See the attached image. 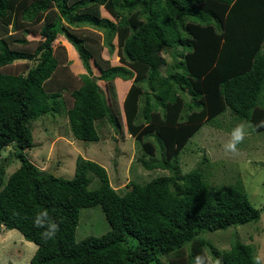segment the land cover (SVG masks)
<instances>
[{
	"label": "trees",
	"instance_id": "trees-1",
	"mask_svg": "<svg viewBox=\"0 0 264 264\" xmlns=\"http://www.w3.org/2000/svg\"><path fill=\"white\" fill-rule=\"evenodd\" d=\"M0 24L3 32L13 25L23 33L40 25L33 50L23 46L24 37H0V154L13 144L20 162L6 179L0 164V234L15 229L36 245L29 264H159V256L194 264L204 246L213 262L254 264L252 245L236 238L220 251L199 235L257 222L264 207L250 202L241 182L212 187L200 168L178 177L177 160L205 123L227 111L253 125L252 132H264V0H0ZM86 26L103 33L117 63L103 58V45ZM61 34L86 69L77 86L55 53ZM174 43L184 66L163 76V54ZM18 61L27 62L23 71H4ZM59 97L74 138L98 141L97 127L105 120L119 125L124 113L144 156L155 159L159 145L160 158L145 167L172 175L127 183L119 193L102 165L81 156L72 178L40 173L25 152L33 142L28 122L57 111L44 101ZM89 174L99 179L95 189ZM95 206L109 229L76 240L80 210ZM45 210L59 225L47 241L33 226Z\"/></svg>",
	"mask_w": 264,
	"mask_h": 264
},
{
	"label": "rangeland",
	"instance_id": "rangeland-1",
	"mask_svg": "<svg viewBox=\"0 0 264 264\" xmlns=\"http://www.w3.org/2000/svg\"><path fill=\"white\" fill-rule=\"evenodd\" d=\"M104 10V9H103ZM105 12H102L104 14ZM40 25L29 26L30 32L23 33L21 30L8 25L6 32L0 24V37H24L28 43L23 45L26 49L33 50L38 44ZM86 34L96 36L99 44H102L101 55L112 63H117L118 56L109 54L105 47L103 33L86 26ZM24 34V35H22ZM116 45V40L114 41ZM60 67L65 65L66 73L75 76L73 85H79L80 75L86 72L75 48L64 35L58 36L53 44ZM117 48L115 49L116 52ZM166 63L161 68L163 76L182 72L184 66L183 52L179 43H174L167 52H164ZM27 62H14L4 71L20 73L26 68ZM94 75L98 71L93 68ZM101 89L108 95L106 88L100 84ZM68 96V95H66ZM63 98V97H62ZM61 97L47 99L44 105L55 107L57 111H49L37 120H30L28 126L32 132V146L25 150L27 158L36 166L40 173H53L57 177L69 179L74 175L75 160L78 156L91 159L102 165L107 173L109 183L119 193L126 190L127 183L143 184L149 180L161 176L172 175L171 171L162 169H147L144 164L160 158V149L157 143L156 156L152 159L144 156L143 148L128 129L124 113L119 116V125L113 126L108 120L97 127L100 139L98 141H83L73 137ZM144 98L140 103V109L144 105ZM136 117L142 120V113ZM205 123L200 130L192 136L190 143L186 144L179 155L177 164L179 176L189 171L200 168L203 177L212 187L230 188L241 182L250 202L257 208L264 207V132H252L248 130L244 142L239 145L236 154L226 153L224 145L230 138L231 130L243 121H235L229 112L217 116ZM0 164L4 165L5 179L19 166L20 162L15 158V146L13 144L3 148L0 154ZM92 182L90 189L99 186V179L89 174ZM181 178V177H180ZM178 181V178H177ZM109 229L108 223L100 206L83 208L80 210L79 222L76 228V240L87 235H100ZM199 236L209 241L213 247L222 251L229 249L234 239H238L253 247L255 256H261L264 264V210L257 222L231 226L226 230L203 232ZM132 244V240H129ZM204 254L212 258L208 247H202ZM36 245L23 238L15 229L5 230L0 234V264H29L30 258L35 252ZM191 244L184 245L183 251L188 252ZM213 260V259H212ZM159 264H172L168 256H159Z\"/></svg>",
	"mask_w": 264,
	"mask_h": 264
},
{
	"label": "clouds",
	"instance_id": "clouds-1",
	"mask_svg": "<svg viewBox=\"0 0 264 264\" xmlns=\"http://www.w3.org/2000/svg\"><path fill=\"white\" fill-rule=\"evenodd\" d=\"M261 126H264L262 123ZM254 126L250 123H240L237 124L230 132V138L228 142L224 145V150L226 153L236 154L239 152V145H241L246 136L248 135V130ZM33 226L36 228H41L43 231L40 233L41 238L45 241L50 239H55L59 232V225L50 220L48 212L42 211L37 214L33 220ZM194 264H223L221 258H216L213 262L212 258L206 255H197L194 257ZM254 264H262L261 256H256L254 258Z\"/></svg>",
	"mask_w": 264,
	"mask_h": 264
},
{
	"label": "water",
	"instance_id": "water-1",
	"mask_svg": "<svg viewBox=\"0 0 264 264\" xmlns=\"http://www.w3.org/2000/svg\"><path fill=\"white\" fill-rule=\"evenodd\" d=\"M187 97L190 99V95L188 93H186Z\"/></svg>",
	"mask_w": 264,
	"mask_h": 264
}]
</instances>
